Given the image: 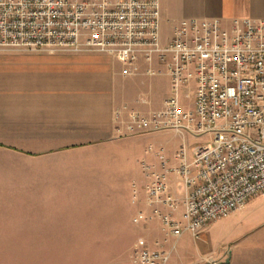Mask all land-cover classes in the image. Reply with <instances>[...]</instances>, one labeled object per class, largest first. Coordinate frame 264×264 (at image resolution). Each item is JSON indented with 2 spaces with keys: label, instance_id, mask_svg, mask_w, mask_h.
Masks as SVG:
<instances>
[{
  "label": "crops",
  "instance_id": "crops-1",
  "mask_svg": "<svg viewBox=\"0 0 264 264\" xmlns=\"http://www.w3.org/2000/svg\"><path fill=\"white\" fill-rule=\"evenodd\" d=\"M160 3L161 27L174 28L187 18L264 20V0ZM161 37L163 45L171 40ZM149 68L157 73L147 74ZM190 85V103L181 100L188 86L180 90L186 110L194 105L195 84ZM171 92V77L158 57L151 65L141 62L139 74L125 76L122 64L104 53L0 52V264H37V241L133 239L136 230L143 247L155 253L164 251L163 241L149 239L163 233L164 242H176L178 237L163 231L157 211L184 224L182 177L169 173L172 210L145 201L151 176L144 165L162 170L158 152L165 167L179 165L169 144L158 140L170 131L121 136L114 121L117 109L125 108V120L134 111L162 109ZM145 137L156 139L161 150H145ZM246 207L222 220L245 217ZM211 224L202 232H210ZM199 252L185 264H264V234H228L208 253Z\"/></svg>",
  "mask_w": 264,
  "mask_h": 264
},
{
  "label": "built area",
  "instance_id": "built-area-1",
  "mask_svg": "<svg viewBox=\"0 0 264 264\" xmlns=\"http://www.w3.org/2000/svg\"><path fill=\"white\" fill-rule=\"evenodd\" d=\"M104 53L122 64L123 74L140 73L158 57L172 80L164 107L148 114L114 113L121 136L171 131L210 134L211 144L185 150L179 165H144L151 176L146 202L175 206L169 173L182 177L185 223L157 211L163 231L195 240L211 223L242 211L264 193V20L187 18L162 44L160 0H0V52ZM149 75L157 72L149 68ZM195 84L192 109H184L180 90ZM151 149V148H149ZM169 254L136 244L129 264H166ZM211 264H219L208 259Z\"/></svg>",
  "mask_w": 264,
  "mask_h": 264
},
{
  "label": "rangeland",
  "instance_id": "rangeland-1",
  "mask_svg": "<svg viewBox=\"0 0 264 264\" xmlns=\"http://www.w3.org/2000/svg\"><path fill=\"white\" fill-rule=\"evenodd\" d=\"M161 33L164 38L172 37L173 26L164 23L161 27ZM186 88L189 90L182 93L181 100L184 103H190L193 85H188ZM161 92L159 91V96ZM187 95L189 96L187 97ZM158 140L169 144L171 154L176 155L184 149L186 156L189 158L197 146L211 144L212 137L210 134L194 136L190 133L180 134L170 131L160 134ZM157 143L158 141L153 137H145L141 145L145 150L150 146L161 150L160 145H157ZM261 204H264V193L248 202L245 217L216 221L217 223L211 224L212 230L210 232L203 231L201 233L202 240H195L189 232H185L178 237L176 242L172 237L164 242L163 233L149 239V241L155 245L159 243L158 238L163 241L164 251L159 253L166 252L169 254V260L166 264H185V260L190 255H195L197 251H200L201 254L208 253L216 243L227 238L228 234L234 238L240 235L249 236L251 239L259 234H264V208L258 207ZM155 230L157 231V227ZM226 243L227 241H225ZM136 244L143 246L137 237L136 230L133 239L37 241L38 251L42 253L38 254L36 260L37 264H129L130 255ZM49 249L53 250L52 255H47L46 252ZM25 259L23 262H25ZM204 263L211 264L208 260H205Z\"/></svg>",
  "mask_w": 264,
  "mask_h": 264
}]
</instances>
